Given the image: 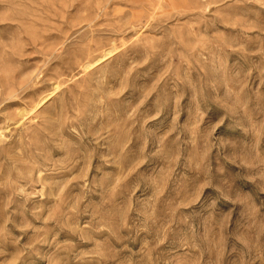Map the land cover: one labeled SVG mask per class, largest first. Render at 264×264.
<instances>
[{"label":"rangeland","instance_id":"obj_1","mask_svg":"<svg viewBox=\"0 0 264 264\" xmlns=\"http://www.w3.org/2000/svg\"><path fill=\"white\" fill-rule=\"evenodd\" d=\"M146 1L0 0V264H264V0Z\"/></svg>","mask_w":264,"mask_h":264},{"label":"bare ground","instance_id":"obj_2","mask_svg":"<svg viewBox=\"0 0 264 264\" xmlns=\"http://www.w3.org/2000/svg\"><path fill=\"white\" fill-rule=\"evenodd\" d=\"M124 1V0H123ZM114 2V1H113ZM112 2V3H113ZM122 2V1H121ZM101 3V2H100ZM124 3V2H123ZM186 3V2H185ZM119 4H120V1H119ZM115 5V4H114ZM114 5H113V7H114ZM204 5V4H203ZM98 6V5H97ZM128 6V5H127ZM137 6V5H136ZM140 6V8H139V11H137V13H135V11H133V12H131V14L132 15H135L134 17L136 18V20L135 21H140L141 19H143V18H150L151 17V15L153 14V13H159V12H161L165 7L166 8H168V9H176L177 7H184L183 5H181V2H180V0H153V1H146V2H143L141 5H139ZM201 5H199V7H200ZM119 7V6H118ZM126 7V6H125ZM131 7L132 6H130V9H131ZM185 7H188V3H186L185 4ZM199 7H197V8H199ZM194 8H196V7H194ZM112 9V8H111ZM127 9H128V7H127ZM127 9H125V10H127ZM114 10V9H113ZM132 10V9H131ZM117 11H119V10H117ZM128 11V10H127ZM114 12V11H113ZM122 12V11H121ZM171 12V11H170ZM177 12V11H176ZM107 13V12H106ZM173 13V12H172ZM115 14V13H114ZM121 14V13H120ZM103 15H104V13H103ZM117 15H119L118 13H117ZM106 16V15H105ZM109 16H110V14H109ZM154 16V15H153ZM162 16V15H161ZM157 17H159V16H157ZM156 16H155V18H157ZM163 17V16H162ZM112 18V17H111ZM117 18V17H116ZM129 20H130V22H131V19L130 18H128ZM114 19H112V21H113ZM148 20V19H147ZM123 21V20H122ZM134 21V22H135ZM151 21V20H150ZM154 21V20H153ZM109 22V21H108ZM120 22V21H119ZM152 22V21H151ZM111 23H113V22H111ZM133 23V22H132ZM145 23H146V20H145ZM150 23V22H149ZM121 24V23H120ZM107 25V24H106ZM113 25H114V23H113ZM123 25V24H122ZM122 25H121V27H122ZM126 25V24H125ZM130 25V24H129ZM132 25V24H131ZM143 25V24H142ZM150 26V25H149ZM117 27H120V25L119 26H117ZM128 27V26H127ZM147 27V26H146ZM112 28V27H111ZM131 28V27H130ZM129 28V29H130ZM145 28V27H144ZM116 29V28H115ZM120 30V29H119ZM118 30V31H119ZM116 32V31H115ZM118 33V32H117ZM123 33V32H122ZM121 36V35H120ZM116 44V43H115ZM126 45V44H125ZM116 46H118V45H116ZM124 46V45H123ZM112 48V47H111ZM121 48V47H120ZM129 48H131V47H129ZM124 49V48H123ZM107 50H108V48H107ZM109 52H111V51H109ZM84 64V63H83ZM84 66V65H83ZM86 69V68H85ZM56 86V85H55ZM57 88V87H56ZM33 107V106H32Z\"/></svg>","mask_w":264,"mask_h":264}]
</instances>
